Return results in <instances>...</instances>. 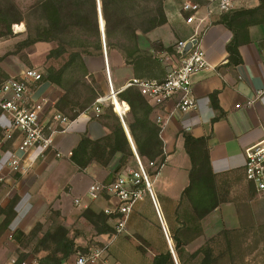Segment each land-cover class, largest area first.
Returning a JSON list of instances; mask_svg holds the SVG:
<instances>
[{"label": "crops", "instance_id": "obj_1", "mask_svg": "<svg viewBox=\"0 0 264 264\" xmlns=\"http://www.w3.org/2000/svg\"><path fill=\"white\" fill-rule=\"evenodd\" d=\"M183 1L185 0H168V5L166 4L165 7L167 23L148 34V40L152 42L161 40L165 47H174L178 41L188 40L192 36L193 27L185 23L180 13V5ZM259 6L260 0H238L236 9H254ZM218 19L219 17L213 18L211 25L205 28L200 36V43L210 68L193 78L192 89L193 95L198 101V108L184 113L176 108L174 102H170L162 109L154 108L151 116L154 122L160 114L170 117L169 123L161 132L166 160L157 174L153 175V189L155 187L156 192H154L158 199L159 209L168 231L169 229L176 230L177 216L179 211L183 210V193L190 185L192 162L185 148L187 135L195 138H208L211 167L213 172L219 176L228 173H243L248 150L264 141V25H255L249 28L247 42L239 47L242 63L231 66L229 65L227 45L232 41L233 33L224 25L216 24ZM17 26L21 29L24 28V25ZM19 38L13 35L0 41V58H2L0 81L4 80L3 75L13 78L28 68L21 63L18 57L14 55L7 57L8 53L13 52L11 48ZM142 45V50L153 52L151 47L146 48L147 43ZM115 60L125 66L122 56ZM30 62L35 65L33 60ZM129 68L132 70L130 80L135 76L133 69ZM95 76L97 77L98 73L95 72ZM30 91L31 100L37 102L43 99L48 100V109L51 111L55 110L54 103L62 94L58 87L49 82L33 83L30 86ZM213 96H216L218 108L214 106ZM250 102L252 104L248 105ZM125 117L130 120L129 111L124 115L125 126L128 129ZM109 134L110 130L103 119L96 118L92 114H82L70 123L66 132L54 135L55 148L53 151L43 156H40L36 149H31L25 154L18 153L21 157V164L17 171L9 165L11 152L14 150L13 145L0 141V183L2 184L0 187V208H6L16 195L20 198L15 208L17 216L9 229L13 232L21 230L28 234L37 223L45 219L53 204V208L55 207L65 214L67 207L64 196L61 195V199L57 202H55V198L66 183L71 184L72 188L67 194L71 197L75 184L66 180L60 186V191L56 190L55 193L47 191L46 188L43 189L46 181H50V178L57 180L53 177L54 174L58 179L63 174L66 176V172L77 174L78 183L82 185L83 182V187L71 198L74 200L82 198L88 202L87 191L90 184L93 181H107L111 176L109 168L92 162L86 169L80 171L71 162L70 157L79 146L82 137L87 136L96 141ZM57 153L62 156L57 157ZM115 161L117 162L118 158ZM139 204L142 203L137 205ZM258 204L257 201H253L251 210L259 221L258 217L264 219V213L258 215ZM102 207L103 203L101 202L92 205L93 210L101 211ZM136 207L128 224L126 236L131 235L135 229V222L140 221L134 215ZM217 220H223L226 226L235 227L232 225L239 223L238 209L235 204L230 202L222 204L201 223L206 230L207 227L212 228L213 225H216ZM139 225L138 230L143 238L152 243L157 241V235L160 234L158 227L154 228L144 223H139ZM10 237H13V234ZM112 240L105 243V245H109L108 249L110 248V253H112L110 256L114 262L112 264H128L118 263L119 260L117 262L116 259H113ZM170 244L172 246V242ZM163 250L162 247L157 251L163 252ZM43 256L45 253L39 257ZM5 261L6 257H0V264H4Z\"/></svg>", "mask_w": 264, "mask_h": 264}, {"label": "trees", "instance_id": "obj_2", "mask_svg": "<svg viewBox=\"0 0 264 264\" xmlns=\"http://www.w3.org/2000/svg\"><path fill=\"white\" fill-rule=\"evenodd\" d=\"M166 0H100L101 13L105 23V44L107 55L116 50L123 58L126 66L133 69L135 78L163 80L166 76V66L157 53L147 52L138 46L139 35H146L167 23V15L164 9ZM205 3L203 0H196ZM11 12L16 14V19H9ZM8 33H0V38L11 37V24L26 23L29 39L25 44L38 42H57L59 47L52 50L48 58H59L63 54H69L67 63L59 70L50 68L42 82H49L65 92L64 96L56 103V111L65 115L71 122L82 114L92 111L97 99L103 97L102 92L89 86L84 81L89 95L83 103H74L70 99V84L72 78L80 71L83 78L92 76L85 62V57H101L104 55L101 31L99 26V11L97 0H39L33 6L25 18L16 4L0 5V19L7 20ZM35 23L36 25H33ZM227 27L233 33L232 41L227 45L229 53V65L237 66L242 63L239 54L241 44L247 42L249 28L255 25H264V0H260V6L254 9H235L223 14L216 21ZM21 29V27L16 26ZM94 34V41L90 39V32ZM122 39V41H121ZM116 41V42H115ZM174 47L163 49L162 53L173 54ZM2 58H0V62ZM0 85L10 79L3 75ZM69 77V78H68ZM77 84V83H76ZM74 88V86H73ZM126 102L122 104L121 102ZM216 108V96H213ZM129 106H128V105ZM115 105V106H113ZM110 107H102L99 117L105 121L110 134L100 140H91L84 136L79 146L73 151L70 160L80 171L86 169L92 162L107 168L110 162L117 156L120 157L114 172H119L128 163V159L134 157V152L116 112H122L123 107L129 109L130 120L125 117L130 135L135 144L137 153L142 161L148 160L156 163L157 174L165 163L161 128L151 119L154 108L149 105L136 87L127 88L113 100ZM114 107L115 111L114 112ZM1 115V110H0ZM95 117V116H94ZM3 138L0 129V139ZM11 144V143H10ZM185 148L192 162L190 172V185L183 193V204L188 202L190 215L193 221L201 224L202 220L228 202L220 198L218 191V179L228 174L239 175L245 178L243 173H228L216 175L211 167L208 138H195L191 135L185 137ZM113 181L107 180L105 182ZM247 181V180H246ZM247 183L256 191L255 187ZM0 183V187H1ZM257 192V191H256ZM20 198L16 195L6 208H0V217H4L0 224V238L8 230L16 218V206ZM229 203V202H228ZM186 208V207H185ZM185 212L186 209H184ZM179 211L177 219L182 215ZM55 215L60 217V212ZM83 218L89 222L98 235L115 234L109 224V218L104 213L96 212L88 208L82 213ZM183 226V225H182ZM69 230L62 224H51L43 231L42 224L37 223L29 234L16 230L13 237L17 241L36 242L34 252L45 256L38 257V264H64L79 251L74 238L69 236ZM233 234L227 231L224 235L229 241L227 253L231 256V262L235 263L234 248L230 244ZM176 243L178 264H187L181 254L180 239L174 235ZM104 246V245H102ZM214 250L206 245L191 255V259L199 260L198 264H212L211 259ZM177 257V256H176ZM26 263L23 258L15 260L14 264ZM153 264H176L170 251L156 255Z\"/></svg>", "mask_w": 264, "mask_h": 264}, {"label": "rangeland", "instance_id": "obj_3", "mask_svg": "<svg viewBox=\"0 0 264 264\" xmlns=\"http://www.w3.org/2000/svg\"><path fill=\"white\" fill-rule=\"evenodd\" d=\"M205 1L207 0H203V2ZM38 2L39 0H0V5L2 7L7 5H10L12 7V4H16L26 18L28 16L29 10ZM167 3L168 0L165 1L164 9ZM7 17L12 20L17 18L14 12L8 14ZM8 18L5 21L0 19V33H8ZM17 25H24V28L21 29L22 31L16 28ZM33 25L36 24L33 23ZM10 27L14 37L18 36L20 38L16 41L14 47L11 48L13 52L8 53L7 57L14 55L15 57H18L20 59L21 63L28 66V68L40 69L46 75L47 71L50 68L59 70L67 63L69 54H63L59 58H48V55L51 53V51L59 47V44L57 42H38L35 44H25L26 41L30 38L26 23L22 22L13 25L11 24ZM14 30L16 31V33L14 32ZM147 35L148 34L139 35L138 46L141 48L143 46L142 44L147 43L146 48L151 47L154 53H157V55H161L165 47L164 44L161 42V40H155L154 42L148 40ZM7 38L10 37L0 38V41ZM90 39L91 41H94V34L92 31L90 32ZM120 56L121 55L116 50H112L111 54L108 56L112 82L114 87H116L117 89H120V87L124 86L129 81L132 71L129 66H124L120 64L119 61L115 60L117 58L120 59ZM85 58H87L85 62L92 76H90L89 78H83L84 76H82L80 71L77 72L75 76H73L72 83L70 84L72 88L70 90V99L74 103H83L89 95L88 89L83 84L84 81H86L85 83H87L89 86L97 89V91L102 92L104 94L103 97H106L109 94V82L107 78L105 56H87ZM31 60L35 62V65L30 62ZM166 63V65H168V62ZM95 72L98 73L97 77L95 76ZM61 91L62 94L55 101L54 107L65 94L63 90ZM106 105V107H110L111 102H107ZM117 158L118 161L116 162L115 160ZM119 159L120 157H115L107 167L109 168L111 174L109 180H114L118 174L122 173L128 168L134 169L137 167L136 157L134 156L128 159V163L123 166V168L119 172L115 173L114 168L116 165H118ZM142 162L147 166L151 175L156 172L157 168L155 166H150L148 160H144ZM53 177L57 178V180L50 178V181H46L43 189L46 188L47 191L50 190L52 193H55L56 190L60 191V186L64 184L66 180H69L70 182H73L75 184L74 192H72L71 194V197H74L83 187V182L82 185H79L78 183L77 174L75 175L71 172H66V176H64L63 174L60 179H58L55 174L53 175ZM71 188V184H64L63 188L58 193V196L55 198V202H57L59 199H61V195L64 196L65 206L67 207V210L65 209V214H62V212L57 208H53L54 204L51 205L49 213L47 214L45 219L40 222L42 224L43 231L49 228L53 223L62 224L69 230V236L75 239L76 246L77 248H79V251H86L87 249L96 246L105 245V243H107L110 239H113L111 242V250L113 252V259H116L117 262L118 260L120 261L118 263L122 262L128 264H153V259L156 255L170 251L168 241L163 233L156 211L148 195L145 196L144 201L141 202L142 204H139L136 207V214L134 213V215H136V217L139 218L140 221L137 220L135 222V229L133 230L131 235L126 236L127 233H125V235H119L116 237L114 233L113 235H98L95 232L93 226L82 216V213L85 210L76 207L74 199L67 196V194L70 193ZM154 191L156 192L155 187ZM218 191L220 193L221 200H225L235 204L236 208L238 209L239 223L232 225L235 227H229L223 223V220H217L218 223H216V225H213L212 228L207 227L205 230L202 226V223L197 224L193 221V217L190 215V206L188 202L185 201L181 213L182 215L179 217V220L177 219L176 221V230L173 231L169 229L170 239L172 240V247L177 256V259L178 255L175 251L176 243L173 240L174 235H176V237L181 241L180 251L187 264H198L199 260L191 259V255L201 247H204L206 245L210 246L214 250V256L211 259V263L212 261L214 263L212 264H264V219H262V217H258L260 218L258 221V219L255 218L253 211L251 210V203L253 201H257L259 203L258 215H263L264 193L262 194L256 192L247 183L244 177L234 174H228L218 179ZM184 209H186L187 212H185ZM56 211L60 212V217H57L55 215ZM95 211L100 212L99 209ZM3 219V216L0 217V224ZM139 223L148 224L154 228L158 227L160 234L157 235V241H153L152 243L146 238H143L138 230L140 226ZM227 231L233 232L230 237V244L234 248L235 263L231 262V256L226 251L229 245V241L224 233ZM30 232H28V234ZM11 234H14V232L9 229L0 238V257H6V261L4 262V264H13V262L20 257L24 259L26 264H29L35 261L41 254H43H35L34 249L36 242L28 240L17 241L14 237H10ZM162 247L164 248L163 252L157 251ZM108 252L111 256L112 253H110V248L108 249ZM112 263L114 262L112 261Z\"/></svg>", "mask_w": 264, "mask_h": 264}, {"label": "built area", "instance_id": "obj_4", "mask_svg": "<svg viewBox=\"0 0 264 264\" xmlns=\"http://www.w3.org/2000/svg\"><path fill=\"white\" fill-rule=\"evenodd\" d=\"M238 0H207L200 3L185 0L181 4L180 13L188 26L193 27L192 36L188 40H180L174 45L173 54L162 53L160 56L166 65V76L163 80L132 78L120 89L114 87L110 74L108 57L106 60L109 94L97 99L91 113L95 117L102 114V107L107 106L127 88L136 87L153 108L162 109L168 103L174 102L176 108L186 113L198 108V101L193 95V78L202 71L210 68L205 58V51L200 43V36L212 19L234 11ZM14 32H16L14 30ZM193 43L188 52L187 44ZM195 42V43H194ZM104 55H107L106 44L103 41ZM45 74L37 68H27L19 76L8 79L0 85V129L2 143H11L10 167L17 171L21 164L18 153H26L31 149L39 151L40 156L53 151L55 148L54 135L66 132L71 121L62 113L48 109L49 101L31 100L30 86L43 81ZM124 104V102H121ZM252 102L248 103L251 105ZM114 106V105H113ZM129 106V105H128ZM115 109V107H114ZM123 107L122 112H116L123 125L124 115L129 111ZM170 117L158 115L155 123L163 130ZM136 157L137 167L126 169L118 174L113 181H93L87 191V201L82 198L74 200L80 209L91 208L95 203H103L101 212L109 218V224L115 236L127 233L128 224L138 203L148 195L160 220L163 233L169 244V231L163 221L156 193L153 189V175L140 159L136 148L131 143ZM165 153V150H164ZM61 157L60 153L56 154ZM155 166V162H150ZM246 180L251 183L258 193H264V141L248 150L244 165ZM15 262V261H14ZM13 262V264H14ZM26 264V263H24ZM29 264H38L33 261ZM64 264H112L108 246H96L86 251H78Z\"/></svg>", "mask_w": 264, "mask_h": 264}, {"label": "water", "instance_id": "obj_5", "mask_svg": "<svg viewBox=\"0 0 264 264\" xmlns=\"http://www.w3.org/2000/svg\"><path fill=\"white\" fill-rule=\"evenodd\" d=\"M97 3H98V11H99V26H100V31L102 33L103 41L105 42V32H104V26H103V21L104 20H103L102 13H101L100 0H97ZM192 45H193V43L189 42L187 44V46H186L185 51L188 52L190 50V48L192 47ZM104 56H105V59H106L107 58V55H104ZM124 129H125L126 134L128 135V138H129L130 143H132L133 146H134V143H133V141H132V139L130 137V134L128 132V129H127V127L125 125H124ZM169 248H170V252H171V254H172L173 258H174L175 263L178 264V260H177L176 254H175L174 249H173V247L171 246L170 243H169Z\"/></svg>", "mask_w": 264, "mask_h": 264}, {"label": "bare ground", "instance_id": "obj_6", "mask_svg": "<svg viewBox=\"0 0 264 264\" xmlns=\"http://www.w3.org/2000/svg\"><path fill=\"white\" fill-rule=\"evenodd\" d=\"M103 26H104V32H105V23H104V21H103ZM118 99V98H117ZM172 242V240L171 239H169V243H171Z\"/></svg>", "mask_w": 264, "mask_h": 264}]
</instances>
